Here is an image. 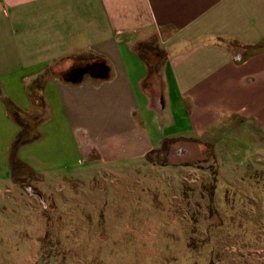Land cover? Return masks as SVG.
<instances>
[{"label":"crops","instance_id":"crops-1","mask_svg":"<svg viewBox=\"0 0 264 264\" xmlns=\"http://www.w3.org/2000/svg\"><path fill=\"white\" fill-rule=\"evenodd\" d=\"M85 63L101 74L71 80ZM14 108L45 118L18 151L33 172L137 165L166 138L217 140L232 118L264 142V0H0V184Z\"/></svg>","mask_w":264,"mask_h":264},{"label":"rangeland","instance_id":"rangeland-1","mask_svg":"<svg viewBox=\"0 0 264 264\" xmlns=\"http://www.w3.org/2000/svg\"><path fill=\"white\" fill-rule=\"evenodd\" d=\"M240 119L155 165L19 167L0 184V264H264V142Z\"/></svg>","mask_w":264,"mask_h":264},{"label":"trees","instance_id":"trees-1","mask_svg":"<svg viewBox=\"0 0 264 264\" xmlns=\"http://www.w3.org/2000/svg\"><path fill=\"white\" fill-rule=\"evenodd\" d=\"M97 61H101V62H104V59H98ZM96 61V62H97ZM89 63H85V64H78L79 66H81L80 68H85V67H88L90 68L91 66L92 67H95V66H99V67H102L101 65H93V64H89ZM85 65V66H84ZM158 65L156 64H153L151 63V67L148 69V75L146 77V80H145V88L147 87V85L149 84V78L152 76L153 80H157L160 78V76L158 75L159 74V69H158ZM87 73H90L92 75H98V74H101V70L98 71V72H92V71H89L87 70ZM44 80H45V75L42 76L41 79L38 80V84L39 86H43V83H44ZM147 84V85H146ZM40 104L38 103L39 107H43L45 106L44 104V101L42 102L41 100L39 101ZM10 113L14 116L15 118V121L19 124L20 126V132L17 134L15 140L12 141V144H11V156H10V160H11V163H12V167H13V174L12 176L14 177L13 179L15 180V177L16 175L14 174H17V171L19 169H17L18 167H28L30 168L26 163H24L23 161L19 160L18 159V151L20 149L21 146L27 144V143H32L34 141H37L41 138V133L38 131L37 127L39 126V124L45 119L43 118V114L42 113H36V115H29L28 114V118L25 116V115H21V111L20 109H13V110H10ZM40 114V115H39ZM191 140H195V142H198L197 139H190ZM177 142V141H184L182 138H171V139H164V142L163 144L161 145V147L159 149H156V150H153V151H149V153L147 154V160H149L152 164H155L154 162V154L156 152H161L163 151L164 147L166 146V144L168 142ZM185 141H189V140H186ZM206 143H200V147H204ZM207 145V144H206ZM32 170V169H31ZM33 171V170H32Z\"/></svg>","mask_w":264,"mask_h":264},{"label":"water","instance_id":"water-1","mask_svg":"<svg viewBox=\"0 0 264 264\" xmlns=\"http://www.w3.org/2000/svg\"><path fill=\"white\" fill-rule=\"evenodd\" d=\"M78 70H79L78 71L79 74L76 75V76H74L71 80H73V81H80V80H82V77H83L84 73H86V70L85 69H78Z\"/></svg>","mask_w":264,"mask_h":264},{"label":"flooded vegetation","instance_id":"flooded-vegetation-1","mask_svg":"<svg viewBox=\"0 0 264 264\" xmlns=\"http://www.w3.org/2000/svg\"><path fill=\"white\" fill-rule=\"evenodd\" d=\"M83 69H85L86 71L87 70H89V71H92V72H98V71H100V67L99 66H95V67H90V68H88V67H85V68H83ZM74 72V71H73Z\"/></svg>","mask_w":264,"mask_h":264}]
</instances>
